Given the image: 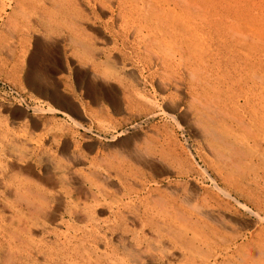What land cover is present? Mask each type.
Instances as JSON below:
<instances>
[{"label": "bare ground", "instance_id": "6f19581e", "mask_svg": "<svg viewBox=\"0 0 264 264\" xmlns=\"http://www.w3.org/2000/svg\"><path fill=\"white\" fill-rule=\"evenodd\" d=\"M2 1L1 4L4 7V11H6L7 8H12L10 22H15L3 24V28H0V39L6 33L11 35L9 39H11L10 42H12V45H9L11 43L8 45L11 47L15 45V47L11 49V47L7 46L8 49L5 52L7 56L11 57L9 61L2 63V59L0 58V73L18 74L20 71L25 70L24 58L27 55L25 54V49L30 37H32V40L37 44V36L41 35L43 37L44 46H46V48L55 49L57 53H59L60 49L64 46H62V42L64 41L65 44L67 36L68 40L74 43V45L81 44L83 46L84 44L81 43L83 41L89 45L92 44L93 47L84 45L82 48L83 50L85 49L83 52L89 55L88 58L93 68L91 69V75L87 73H85V75L93 81V84L96 83L100 87L109 85L108 88H110V93H108V95H93L92 102L99 105L100 108L98 107V112H105V115H108V117L111 116L110 113L121 114L123 115L121 120L122 126H130L131 128L140 130L128 140L142 138L141 136L143 133L141 130H143V127L141 122L136 121L135 115L137 111L139 113L142 112L144 117L148 118H153L157 115V112H161L167 119L176 122L182 129H187L194 133L195 136L201 138L203 144L200 146L201 148L199 147L200 149L209 148L217 157H223L225 161H232V165L241 168V178L234 179L229 187L222 186V184L218 183L210 176L212 181L211 186H213L214 191H204L203 189L204 192H200L198 189L192 188L191 195L196 200L195 204H192L189 198L181 201L175 197L166 198L167 200L164 201L166 202L164 204L165 207H163L164 212H159L158 210H161L160 208L157 210L158 213L156 217L158 218V225H161V232L171 233L174 231L177 233V243H169L168 241V244L173 247L175 246L185 253L183 260H177V263L173 264H259V260L254 258V254L248 253L246 257L240 254V252L245 249V244L242 242L244 240V234L237 229L238 232L230 225V223L239 224L238 220H234L232 216L227 218L225 213L228 208H231L232 211L236 210L235 212H237L238 210L236 207H238V209L247 212L248 215L255 217L258 223H264V214H262L264 212L254 210L252 205L250 204V206L247 203L249 201L248 199L252 198V196L256 201L264 200V0H15L13 7V3L8 4L6 3L7 0ZM101 17H107V20L102 21ZM1 18L0 16V19ZM19 18L20 20L18 22ZM66 18L69 20H66ZM0 25L2 26V24ZM74 33L77 37L74 36ZM31 34L33 36H31ZM78 36L81 39L78 40ZM5 41L7 40L5 39ZM96 43H101L104 46H111L99 49L96 48ZM66 46L69 45L66 44ZM66 50L67 49L64 47V62L67 68L70 69V65L73 62L70 61L67 56ZM83 52L81 55L82 57L84 55ZM3 53L4 51L0 49V54ZM36 53L37 52L34 54L36 55ZM101 54L104 55V63L106 62L105 64L108 65L112 63V68H114L115 71L106 72V70L101 71L98 69L99 66L97 61H99ZM82 62L84 61L82 60ZM87 67H89L88 64ZM108 68L107 70H111ZM64 71H67V69ZM30 72L34 73L31 69L27 72L26 80L29 86L32 85L31 80L35 82L39 77L36 73H34L32 77ZM112 81H114V83L116 82V85H110ZM41 84L50 88L52 94L56 95L54 97L58 99V95L60 94L57 92L58 88L56 84L53 82H42ZM186 97L189 99L190 105L197 110L198 120L195 119L193 113L191 120L184 119L185 117L182 114L183 111L188 114L192 112L191 106H189L188 108L190 109L187 108V110L179 107V103L183 102L181 100H184ZM86 102L89 104L88 101ZM73 104L74 103H70L71 106H73ZM157 107L159 110H154ZM83 109L81 111H83ZM90 109L92 110L93 108ZM33 110L39 113L42 112L43 109L34 107ZM92 113L95 112L92 111ZM65 114L74 122L73 125L76 129L77 127L85 128L88 132H92L91 128H86L69 114ZM92 116L90 117L92 118ZM138 116L141 117L140 115ZM35 121L32 123L34 126ZM113 122L114 121H112V123ZM122 126L120 127L121 129ZM151 131L156 137L161 136L159 130L152 129ZM65 132L66 135H68V133H74V130L66 127ZM105 133H112L111 137H109L112 139L107 140L117 141L125 132L121 131L118 126H109L105 129ZM85 137H87V135ZM90 142V145H88L92 148L95 147L94 141L92 140ZM138 142H140V140ZM76 144L65 142L63 145L61 152L66 156L65 163L60 162L58 165H55L59 170V175H56L54 178L47 175L46 177L39 176L36 179L39 184H35L34 186L30 184L29 181L22 180L23 193H21L20 189H17V187L15 188V192L10 194L15 200L23 202L24 207L18 209L17 205L7 204L12 212V217L9 219L12 226H8L7 223L4 224V222H6L4 217L6 216L0 215V227L5 226L8 229L7 233L4 235L7 236L11 243H13L12 245L15 246V242L12 240L10 234L14 233L20 235V223L26 219L29 223H27V226L22 230L27 236H30L25 238L23 234L21 239L27 246L35 242L31 234L32 228L42 223V226H45L44 231L46 232L43 233L45 238L47 233H52L58 240H60V238H64L66 241L68 239H75L76 242L87 240L85 241L87 244V247H85L86 250L88 251L91 249L92 252H94L96 249L94 253L95 257L100 260L103 258L100 263L150 264L152 257H150L145 250L143 251V248H131V245L129 247L125 246L126 248L123 256L120 257L115 250L111 251L110 243L106 239L107 234L110 232L114 235V232L121 231L122 235H128V233L132 231L128 228L129 225L132 224L135 226L137 221L140 222V236L146 233V222L143 223L141 220L136 219L138 217L134 218L132 221V216L124 215L128 202L124 204L122 201H116V205L113 206L115 194H113L111 190L109 191V188L117 189V192L122 189L124 194L130 191H128L129 188L127 189V185L129 183L128 180L131 179H128L129 173L127 171L131 170L132 164L129 165V163L126 165V163L124 164L122 162L123 164H118L119 167L116 168L117 166L115 167V165L112 164L113 161L107 160V155L103 157L100 156V158L98 156L87 158L80 154ZM145 144L147 145L148 143ZM177 144L179 145L178 142ZM182 145L181 147L184 148ZM28 148L23 147L24 150ZM72 148L73 151L71 154H68L69 156L65 155L70 152ZM112 148H114V146ZM36 150L37 149L34 148L30 151H26L31 152L29 154L30 158L34 159L37 157L38 161H40L38 152L36 154L33 153ZM188 151L190 150L188 149ZM107 152L109 153V151ZM128 152L130 151L128 150ZM133 152V154L128 155L129 161L132 160L137 165L149 169L155 168L158 164L164 165L160 161L159 163H155L152 160V154L148 153V151L147 153L141 151V153H136V151ZM171 153L174 155L173 152ZM178 158L177 154V161H179ZM186 158L188 157L186 156ZM205 162L207 163V161ZM191 163L193 162L191 161ZM86 164L89 165L88 169L85 168L88 170V174H84V169L77 170L75 168L76 165ZM102 165L104 167L107 166L105 170H99L98 167ZM213 165H215V162ZM140 169L142 170V168ZM112 170H116V173L114 171V178V175H111ZM194 170L193 172H196ZM211 170L213 171V169ZM203 171L208 174L207 168L203 169ZM143 173L145 174L146 172L144 171ZM193 176L195 177V175ZM202 176H204V174ZM52 179L60 183L61 185L59 187L65 191L64 198L67 201L63 205L64 208L61 207L62 203L57 204L59 206L51 205L53 204L52 198H54V196L49 194L52 198L49 197V195L45 193V190L40 187V184H48ZM189 181L191 180L189 179ZM170 182L168 184H170ZM130 183L129 185H131ZM141 183H143L142 180ZM66 186L68 188H74L76 193L79 194L77 196L78 198H76L78 199L77 201L75 199L73 200L72 195H70V197L68 196L66 190H69ZM165 186L167 187V185ZM137 187L134 188L137 189ZM140 187H142V185H140ZM172 187H168V190H170L173 195H177V186H174L176 189ZM130 188H133L132 185ZM159 188L160 187H158V190ZM182 188L184 190V187ZM139 190L140 189H138V191ZM247 191L250 192L246 193ZM183 192H185V190ZM135 193L139 194V192L136 191ZM160 196L161 195L158 194V197ZM81 197L86 202H81ZM121 197L123 198V196ZM147 197L150 196L148 195ZM163 198L165 199V197ZM242 198L246 199L242 200ZM145 199L147 198L145 197ZM107 200H111L113 203ZM101 201H104V204L109 205V207L111 206L110 216L108 215L109 217L104 220H99L97 219L98 217L96 218V216L93 215V206H100ZM81 204L83 207H81ZM132 204L135 203L133 202ZM58 207L64 211V214H68L72 226H69L65 232H59L56 229L48 232L47 229L49 228L46 226L45 222L54 217L52 216V209L58 210ZM152 208L153 206L151 210ZM151 213H153V211ZM229 213L230 212H228V214ZM64 214L62 219H64ZM158 214L161 215L162 218ZM153 215L155 216V214ZM239 215H241V212ZM119 216L123 219L117 222L116 219ZM129 220L132 223L129 222ZM248 224H250V222ZM214 225H216L217 228ZM218 226L220 228H218ZM201 227L206 229L203 230L205 234L202 232ZM262 228L263 227H261V229ZM158 229L159 228H157V231ZM219 229L223 230L221 232L223 236L219 232ZM225 229H228L231 233L229 232L230 234H227L228 231H224ZM262 231L264 233V228ZM245 232H247L246 229ZM0 233H2V230ZM124 235L121 236L123 238L122 240L126 239ZM256 235L255 236L258 237V234ZM172 236H174V234H172ZM145 238L146 234L142 239ZM103 239H105V250L99 251L97 246ZM138 242L143 241L139 240ZM159 243L160 247L164 248L161 249V252L167 255L168 252L166 249H169V246L166 241L160 238ZM181 246L185 248V250H182ZM8 248V252L14 254V251L10 250V246H8ZM34 253L36 252H33V254ZM11 256L12 255H9L8 259H10ZM56 260L61 262L62 258ZM52 263L56 264L57 262L53 260Z\"/></svg>", "mask_w": 264, "mask_h": 264}, {"label": "rangeland", "instance_id": "374dc122", "mask_svg": "<svg viewBox=\"0 0 264 264\" xmlns=\"http://www.w3.org/2000/svg\"><path fill=\"white\" fill-rule=\"evenodd\" d=\"M14 1L15 0H7L6 3H8V4L13 3L12 4V7H13L15 4ZM2 2L3 1L0 0V16L2 17L0 19L1 20L0 24H2V26L0 25L1 29L3 28V24L15 22V21L10 22V19L12 17L11 16L12 15L11 14L12 8H7L6 11H4L3 10L4 7L1 4ZM1 12H2V14H1ZM6 12H8V13H6ZM19 20H20V18L18 19V22H19ZM66 20H69V19L66 18ZM101 20L105 21V20H107V17H101ZM97 24L101 25L100 23H97ZM71 35H73V34H71ZM31 36H33V35L31 34ZM74 36L77 37V35L75 33H74ZM37 37H38V43L37 44H35L34 40H32L33 39L32 37L29 38L30 40L27 43V46L25 49L26 50L25 54H27V55L24 58L25 70L20 71L18 74L0 73V215L6 216V217H4V219L6 221V222H4V224L7 223L8 226H12V223L9 222V219L12 217V212H11V208H9L7 206V204L8 205H15V206L17 205L18 209H21L24 207L23 202L15 200L10 195V194L15 192V188H17V187H18L17 189H20L21 193H23V191H22V186H23L22 180L23 181L27 180L30 182V184H32L34 186L35 184H37V185L39 184V182H37V180H36L39 176L40 177H46V175H47V176H51L52 178H54L56 175H59L60 174L59 170L57 169V167L55 165L56 164L58 165L60 162L65 163L66 156H64V154L61 152L63 145L65 144V142H69V143H73V144L77 143L76 145L78 147L80 154L86 156L87 158H91L94 156H98L100 158V156L103 157L104 155L105 156L107 155L108 156L107 160H111V162L113 161L112 164L115 165V167L117 166L116 168H118L122 162L124 164L126 163V165L129 163H130L129 165L132 164L131 170L127 171L129 173L128 174L129 177H128V175H127V177H128V179H131V180H128V182L129 183L131 182L130 184L132 185L133 188L138 186L137 189L136 188H134V189L130 188L131 185H129V183L127 185V189L129 188L128 191L129 190L130 191L127 194H124V191L122 189H121V191L117 192V189L115 190L114 188H109V191L111 190V192L113 194H115V201H114V203L111 200H107V201L112 202L113 206L116 205V201H122V202H124V204H126L128 202L126 204L124 215L132 216L133 217V218H131L132 221L134 220V218L138 217L136 219L141 220L143 223L146 222L145 223V225H146L145 232L146 233H144L143 235L140 236L139 233H141V232H140V222L139 221H137L135 226H133L132 224L129 225L128 228L132 231L129 232L128 235L123 234L126 237L125 240H122L123 238L121 236H123V235L121 234L122 233L121 231L114 232V235H112L111 232L108 233L106 239L110 243L111 251L115 250V252L121 257V256H123V253L125 251V248H126L125 246L129 247L131 245V248L132 247L133 248H140V249L143 248L142 250L143 251L145 250L147 252V254L150 257H152L151 258L152 261L150 264H169V263L173 264V263H177V260L178 261L183 260V256L185 255V253L183 251H181L180 249L176 248L175 246L173 247V246H170L168 244V241H169V243H171V242L175 243L176 242V239H177L176 234L177 233H175L174 231H172L173 233L172 232L171 233L161 232V227H160L161 225L160 224L158 225V222H157L158 218L156 217V214L158 213L157 210L160 208L161 210H158V211L164 212L163 207H165L164 204L166 203L164 201L169 199V198H174V197L178 198L180 201L181 200H187L189 198L192 201L191 203L195 204L196 200L191 195L192 194V190H191L192 188H196L200 192H202L203 189H204V191H208V190L214 191L213 186H211L212 181L210 179V176L212 177V179H214L218 183L222 184V186L229 187V185L232 184V181L234 179L241 178V176H242L241 168L239 166L235 167L234 165H232V163H231L232 161L231 162L229 160L225 161V158L219 157V156L217 157L216 155L213 154V151L210 150L209 148L208 149H205V148L200 149L201 148L200 146L203 144L201 141V138H199L198 136H195L194 133L190 132L187 129H182L176 122L171 121L170 119H167V117L161 112H157V115L154 116L153 118H148V117H144V114L142 112L139 113L137 111L136 115H135L136 121L141 122L142 127H143V130H141V132L143 133L141 136L142 138L137 139V140L136 139L135 140L134 139L128 140L129 138H131V136H134L135 133L139 132L140 130L135 129V128H131L130 126H128V127L122 126L121 120L123 118V115L110 113V115L112 117L111 116L108 117V115L107 116L105 115L106 114L105 112L104 113L98 112V109L100 108L99 105L92 102V98L95 95H98V96L101 95L102 96V95H108V93H110V91H109L110 88H108L109 85L100 87L96 83L93 84V81L90 78H88V76L85 75V73H87L88 75H91V71H92L91 69H93V68H92V65L90 64V59L88 58L89 55L86 52L84 53L83 51H85V49L83 50L82 48L84 47V45L91 46V47H93V45L92 44L89 45L86 42L84 43V41L83 42L80 41L81 43L84 44L83 46L81 44H78V45L75 44L74 45V43H71L68 40V36H67V40H66L65 44H64V41L62 39V41H63L62 46L63 45L64 46L60 49V52L57 53L55 49L46 48V46H44L43 37L41 35H39ZM4 38L7 41H5ZM9 38H11V35H8L6 33L4 36L1 37L2 40L0 39V49H2L4 51L3 54H0V58L2 59V63L9 61V59H11V57L7 56L6 52H5L8 49V47H11L9 45H12V42H10L11 39H9ZM69 39H70V37H69ZM79 39H81V38L78 36V40ZM99 40L102 41L101 39H99ZM9 43H11V44H9ZM66 44L69 45L70 47L66 46ZM39 46H41V47H39ZM109 46H111V45H109ZM109 46L108 45L104 46L101 43L100 44L96 43V48H99V49H102L105 47L108 48ZM13 47H15V45ZM13 47H11V49H14ZM64 47H65V49H67L66 50L67 56L69 57L70 61L73 62L70 65V69L67 68V66L65 65V62H64L65 61V54H63V53H65ZM35 52H37L36 55L34 54ZM82 52L84 54L83 57L81 56ZM103 56L104 55L101 54L99 61H97V64L99 66L98 69L101 71L106 70V72H108V71L112 72V70L115 71V69L112 68V65H113L112 63H110L109 65L105 64L106 62L104 63L105 58ZM78 57H79L80 62L78 61ZM83 58L86 60H84ZM82 60L84 62H82ZM87 64L89 67H87ZM8 66H11V65H8ZM29 68L31 69L32 72L36 73L39 76L35 82H33V80H31L32 85H30V86L28 85L27 80H26L27 72L30 70ZM33 68H34V70H33ZM107 68L111 69V70H107ZM66 69H67V71H64ZM34 73L30 72V75L33 77ZM39 78H40L41 83L42 82L43 83L44 82H47V83L53 82L54 84L57 85V88H58L57 92L60 94V95H58V99L56 97H54L56 95L52 94L50 88H48L46 85L41 84L39 82ZM111 84L116 85V82L114 83V81H112V82H110V85ZM42 88H44V89H42ZM86 101H88L89 104ZM181 101H183V102H180L181 104L179 103L180 108L187 110V108L189 106H191L189 99H187V97ZM70 103L71 104L74 103L73 106H71ZM34 107L42 108L43 110H42V112L36 113L33 110ZM85 107H86V109H85ZM87 107H88V109H87ZM90 108H93V109L91 110ZM191 108H192V110H191L192 112L189 114L185 111L182 112L183 116L185 117L184 119L185 120H187V119L191 120V118L193 117L192 116V113H193L195 119L198 120L197 112H196L197 110L193 106H191ZM82 109L84 112L81 111ZM102 109H103V107H102ZM188 109H190V108H188ZM88 110H89V112H88ZM154 110L158 111L159 108L157 107ZM73 111H74V113H73ZM92 111H94L95 113H92ZM90 112H91V114H90ZM65 113L69 114L71 117H73L74 119L79 121L86 128H91L92 132H88V130H86L85 128H78L77 127V129H76L75 126L73 125L74 122L72 120H70V118L67 117V115ZM138 115H140L141 117H139ZM90 116H92V118ZM80 118H82V119H80ZM87 118H89L90 120ZM34 121H35V126H34V124L32 125V123H34ZM105 121L108 125L105 123ZM112 121H114V122L117 121L118 123L117 122L112 123ZM89 122L91 125L89 124ZM168 122L169 123L171 122L172 124L171 123L169 124ZM101 123H103V124L105 123V124L103 125ZM64 125L66 127L70 128L71 130H74V133H72L73 135L71 133L70 134L68 133V135H66V132H65L66 127ZM109 126H112V127L118 126V128L121 131H124L125 133H123V135H121L117 141L107 140V139H112V138H109V137H111L112 133L111 134L105 133V129ZM121 126H122V129L120 128ZM164 126H165V128H164ZM99 127H100V130H99ZM152 129L153 130H159L161 136L156 137V135L151 131ZM167 132L170 134H168ZM86 135H87V137H85ZM100 136H102V137H100ZM171 136H172V139H171ZM175 137H176V139H175ZM81 138H83V139H81ZM86 139H87V141H86ZM71 140H73V141H71ZM92 140L94 141V144H95V147H93V148L89 146L91 143L90 141H92ZM139 140H140V142L141 141L142 142L141 143L138 142ZM133 141H136V142H133ZM196 141L198 144L196 143ZM43 142H44V144H43ZM114 142H116L117 144ZM177 142L179 143V145L177 144ZM205 142L207 143L206 140H205ZM103 143H105V144H103ZM136 143H137V145H136ZM139 143H140V145H139ZM145 143H148L147 144L148 146ZM160 143L162 146L160 145ZM16 144H17V146H16ZM110 144H111V146H110ZM133 144L135 145V147ZM181 145L184 146V148L181 147ZM113 146H114L115 150H114V148H112ZM130 146H132V147H130ZM23 147H25V148L29 147L28 149H26L29 151L36 148L37 150L33 153L36 154L38 152V154H39L38 157H40V161H38L37 157L34 159L30 158L29 154L31 152L24 150ZM136 147H137V149H136ZM127 148L130 152H128ZM143 148H144V151H143ZM147 148H149V149H147ZM179 148H181V149H179ZM121 149H122V151H121ZM150 149H152V150H150ZM188 149L190 151H188ZM72 151H73V148L71 149L70 152L66 153L65 155L69 156ZM107 151H109V153ZM123 151L126 153H124ZM133 151H136V153H139L140 151L143 153H147V151H148V153L152 154V160L155 163H157V162L159 163V161H160L164 165L158 164V165H156L155 168H152V169L137 165L132 160L129 161L128 155L133 154L134 153ZM155 151H157V152H155ZM163 151H165V152H163ZM183 151L186 153H184ZM171 152H173L174 155ZM198 152L200 153L201 157H200ZM177 154L179 157L178 158L179 161H177ZM184 154H186V155H184ZM154 155H155V157H154ZM186 156L188 158H186ZM164 158H165V160H164ZM190 160L193 163H191ZM201 160H203L204 162ZM205 161H207V163ZM189 162H190V164H189ZM214 162H215V165H213ZM177 163H179V164H177ZM204 163H206L207 165ZM200 164H201V166H200ZM103 165L101 167H98L99 170H103V169L105 170V168L107 166L104 167ZM194 165H196V166H194ZM138 167L142 168V170ZM75 168L77 170L84 169V171H83L84 174H88V172H87L88 170H86V169L89 168V165H87V164L86 165H76ZM206 168L208 169L207 172L209 175L203 171V169H206ZM211 169H213V171ZM193 170L196 172H193ZM114 171L116 173V170H112V172H111V175H114L113 178L115 177ZM129 171H131V172H129ZM144 171L146 172L145 174L143 173ZM186 172L188 173V175ZM201 172H202V174H201ZM218 172H220V173H218ZM183 174H184V176H183ZM199 174H200V176H199ZM203 174H204V176H202ZM149 175H151V176H149ZM193 175H195V177ZM192 176L194 179L192 178ZM24 177H25V180H24ZM152 178H154L155 180ZM134 179H136V180H134ZM189 179L191 181H189ZM227 179H229V180H227ZM141 180L143 183H141ZM158 181H159V184H158ZM169 182H170V184H168ZM196 182L198 183V185ZM193 183H195V184H193ZM139 184L142 185V187H140ZM60 185H61L60 183H57L54 179H52L51 182L48 184H40V187L45 190L46 194H48V195L52 194L54 196V198H52L51 195H49V197H51L53 199L52 200L53 204H51V205L59 206L57 204L62 203L61 207L64 208L63 205L66 203L67 200L64 198L65 191H64V189H61L59 187ZM165 185H167V187ZM186 185H187V187H186ZM151 186H152V189H151ZM174 186L175 187L177 186V189H178L177 195H173L170 192V190H168V187L175 188ZM199 186H200V188H199ZM158 187H160L159 190H158ZM182 187H184L185 192H183L184 190ZM138 189H140V190L138 191ZM68 190L69 191L66 190L68 196L70 197V195H72L73 200L75 199L77 201L78 199H76V198H78L77 196L79 194L76 193L74 188L69 187ZM154 190H155V192H154ZM135 191L139 192L140 195L135 193ZM249 192L250 191H247L246 193H249ZM251 193H252V191H251ZM135 194L137 196L139 195L138 198ZM158 194H160L161 196L158 197ZM165 194H166V196H165ZM146 195L147 196L149 195L150 197H147ZM152 195H155V196H152ZM121 196H123V198ZM151 196L153 199L151 198ZM184 196H185V198H184ZM145 197L147 199H145ZM163 197H165V199ZM136 198H137V200H136ZM253 198L254 197L252 196V198L248 199L250 201V202L249 201L247 202L248 205L251 204L252 208L254 210H259L261 212H264L263 211L264 210L263 209L264 208V200L256 201ZM81 199H82V197H81ZM129 199H131V200H129ZM143 199H144V203H143ZM245 199L246 198H244V199L242 198V200H245ZM147 200L153 204H151ZM260 201L261 202L263 201L262 202L263 205L261 204ZM81 202H86V201L84 199H82ZM133 202L135 204H132ZM148 203H149V205H148ZM101 204L98 207L93 206L94 209L96 208L95 211L93 209V213H94L93 215L96 216V218L98 217L97 219H99V220H104L110 216L111 206L109 207V205L104 204V201H101ZM255 204H257V205H255ZM259 204H261V205H259ZM127 206H128V208H127ZM152 206H153V208L151 210ZM260 206H262V207H260ZM81 207H83L82 204H81ZM134 208H136V209H134ZM236 208L238 210L237 212H235L236 210L232 211L231 208H228V209H226L225 214H226L227 218H230L232 216L234 218V220H238L239 224L230 223V225H232L236 230L238 229L241 233L243 232V234H244V240L242 242H243V244H245L244 245L245 249H243L240 252V254L243 257H246L248 253H251L252 255L254 254L253 255V256H255L254 258L256 260H259V264H264V254H263L264 253L263 252V250H264V233L262 231V229L264 228V223H258L257 220H255V217L248 215L247 212L243 211L242 209H238V207H236ZM52 210H53L52 216H54V217H52V219L45 222L46 226L49 228V229H47L48 232L53 230V229H56L59 232L67 231V228L69 226H72L70 224L71 221H69L68 214L67 215L64 214V211H62L60 209V207H58V210L57 209H52ZM147 210H148V212H147ZM132 211H134V212H132ZM152 211H153V213H151ZM228 212H230V213L228 214ZM240 212H241V215H239ZM126 213H128L129 215ZM63 214H64V219H62ZM153 214H155V216ZM262 214H264V213H262ZM159 216L161 217V215H159ZM249 217H251V218H249ZM121 219H123V218H121L119 216L116 220H117V222H120ZM129 222H131V221L129 220ZM247 222L248 223L250 222V224H248ZM255 222H257V223H255ZM27 223H29V222L26 219L20 223L21 224L20 235L19 234L16 235L14 233L10 234L12 236V240L15 242L14 243L15 246H13L12 245L13 243H11V241L8 239V237L4 235L7 233L8 229L5 226L0 227V229L2 230V233H0V264H53L52 263L53 260H55V262H57L56 264H66V263L67 264H104V262L100 263L103 258L100 260V259L95 257L94 253H95L96 249L94 252H92L91 249L88 251L86 250L85 247H87V244L85 241H87V240H85V241L82 240V241H78V242H76L75 239H68L66 241L64 238H60V240H58L55 237V235L52 233H47L46 238H45L43 233L46 231H44L45 226H42L43 225L42 223L37 224V226L32 228L31 234H32L35 242H32V244L30 246L29 245L27 246L24 243V241L21 239L23 234H24L25 238L30 236V235L27 236L25 234V232H23V230H22L27 226ZM78 224H81V223H78ZM214 226L217 228L216 225H214ZM255 226H256V228H255ZM261 227H263V228L261 229ZM5 228H6V230H5ZM157 228H159L158 231H157ZM218 228H220V227L218 226ZM153 229H156V230H153ZM201 229H202V232H203V230H206L203 227H201ZM245 229L247 232H245ZM117 230H118V228H117ZM219 230H220L219 231L220 233L223 231L222 229H219ZM3 231H5V232H3ZM133 231H134V233H133ZM155 231H157V232H155ZM224 231H226V232L228 231L227 234L231 233V231H229L228 229L227 230L225 229ZM252 231H253V234H252ZM202 232H201V234H202ZM116 233L119 234L120 236L117 235ZM203 233L205 234V232H203ZM145 234H146V238L142 239ZM172 234H174V236H172ZM256 234H258V237H256L257 236ZM115 235H116V237H115ZM156 235H158L159 237ZM222 236H223V234H222ZM42 237H44V238H42ZM47 237H49V238H47ZM160 238L165 240L167 245L169 246V249H166L168 252L167 255H165L161 252L162 251L161 249H164V248L160 247V243H159ZM252 238L254 239V241H256L257 239L258 240L256 242H254ZM139 240H141L143 242H138ZM260 240H261V242H260ZM20 241H22V242H20ZM157 242H158V244H157ZM150 244H152V245H150ZM177 245H180V244H177ZM8 246H10V248H11L10 250L14 251V254H11L8 252V250H9ZM38 247H39V249H38ZM246 247H248V248H246ZM97 248L99 251H103V249L105 250V239H103L98 244ZM181 248H182V250H185V248H183L182 246H181ZM33 252H36V253L33 254ZM37 252H39V253H37ZM27 254H29V255H27ZM9 255H12L10 259H8ZM60 258H62L61 262H59V260H56V259H60Z\"/></svg>", "mask_w": 264, "mask_h": 264}]
</instances>
